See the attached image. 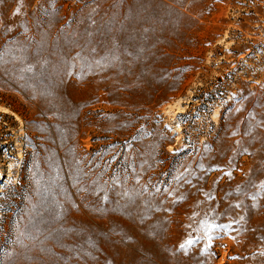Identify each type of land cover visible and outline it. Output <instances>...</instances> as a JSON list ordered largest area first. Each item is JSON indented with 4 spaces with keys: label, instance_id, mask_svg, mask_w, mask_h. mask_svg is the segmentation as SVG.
<instances>
[{
    "label": "rangeland",
    "instance_id": "rangeland-1",
    "mask_svg": "<svg viewBox=\"0 0 264 264\" xmlns=\"http://www.w3.org/2000/svg\"><path fill=\"white\" fill-rule=\"evenodd\" d=\"M50 4L59 20L92 30L90 56L108 71L105 87L57 98L49 92L66 91L64 80L50 88L29 65V14ZM80 172L103 187L140 183L139 201L115 203L138 207L128 211L154 239H139L134 223L108 211L87 222L66 211L69 232L61 217L53 222L51 199L64 213L87 201ZM174 222L184 231L177 258L162 242ZM172 257L264 264V0H0V264Z\"/></svg>",
    "mask_w": 264,
    "mask_h": 264
},
{
    "label": "bare ground",
    "instance_id": "bare-ground-1",
    "mask_svg": "<svg viewBox=\"0 0 264 264\" xmlns=\"http://www.w3.org/2000/svg\"><path fill=\"white\" fill-rule=\"evenodd\" d=\"M58 13L59 11H57V8H56V5H53L51 6V4L48 6V7H40L38 8L37 10H35L33 13L29 14V18H28V22H29V30L31 29L30 31V36H32V43L29 44L30 45V50H27V51H31V56H30V62H29V65L33 68V69H36V70H39L40 72L43 73L44 77L43 79L47 80V83H48V86H50V88H52L51 86H53L52 84H54V82H57V80H64V83L66 85V88L67 90L64 91V88L62 89H57L55 90L56 88L53 89H49L50 90V95H54L56 96L57 98H60L64 95H66V93H71V94H75V98H80L82 97L83 95H85L88 91L90 90H93V89H96V88H103L105 87L108 83L106 80H108V71L107 70H98L97 69V64L96 63H93L92 62V59H91V56H90V53L91 51L94 49V42H93V38L90 36V32H92L91 29L87 28L86 26H81V25H78L79 22H73V21H61L58 19ZM47 17V21L44 20L43 18ZM25 30V29H23ZM29 47V46H28ZM27 48V47H26ZM30 53V52H29ZM61 80V81H62ZM45 82V81H44ZM56 85V84H55ZM54 85V87H55ZM53 90V91H52ZM48 91V90H47ZM77 115V113H76ZM77 175V173H76ZM80 177V181H81V184H80V189H81V197H86L87 198V201H83V202H80V204L78 205L77 208H75L73 205H70L68 206L65 210V213L63 211H59L60 210V207L58 206V200L59 198L56 197L54 198L53 200L51 199L50 201L51 202H48L47 203V206H52V213L54 215V218L53 219V222L56 223L57 221V218L61 217L63 221L64 218H68V217H62L61 215L63 214H67L66 211H68L72 216H82L84 217L85 219L86 218H89V217H93V216H96L97 215V218L99 216H104V214H107V211L108 212H113L115 214H117V217L120 218V216L123 218V220L121 221H124V224L125 222L127 224H130L131 222L134 223L132 224V227H133V231L131 229V231L133 232L132 234L137 236L138 238L140 237L139 235L142 236H145L147 238L148 234H149V237L152 236V238L156 235H153L152 232H147L143 227L140 226V221L138 220L139 218H137V216L135 217H132L131 213L128 211V210H132V211H136L138 209V207H134L133 205H131V207H128V206H125L123 207L122 203L117 205L115 202L117 201H122L123 203L128 201L129 198L131 199H139V196H142L143 194V189L144 187L142 185H139L140 183H136L135 181L131 180V179H128V180H131L129 182L125 181V180H121V182L117 183V182H114L115 180H113V185H111V183H109L110 185L109 186H106V187H103L102 183L103 181L102 180H97V177H95L93 180L89 181V180H86L83 173L80 172V174L78 175ZM135 177V176H134ZM133 177V178H134ZM143 177V176H142ZM78 178V177H77ZM101 179V178H100ZM143 179V178H142ZM135 180V179H134ZM144 180V179H143ZM141 180L140 178V181H143ZM120 181V180H119ZM146 181V180H145ZM104 184V183H103ZM147 184V183H146ZM145 184V185H146ZM115 185H118V187H115ZM144 185V184H143ZM150 185V184H149ZM105 186V185H104ZM151 187V186H150ZM149 188V187H148ZM153 189V188H152ZM151 189V190H152ZM106 194L105 196L109 195V202L108 203H105V199L106 197L102 198V195L99 196L101 193ZM147 192V191H146ZM152 192V191H151ZM154 192V191H153ZM145 193V192H144ZM149 193V192H148ZM147 193V194H148ZM146 194V193H145ZM146 194V196H148ZM152 194V193H151ZM155 196V194H153ZM51 196V195H50ZM58 196V195H57ZM53 197V196H52ZM60 197V196H59ZM144 197V196H143ZM146 198V197H145ZM148 199V198H147ZM151 199H152V196H151ZM108 200V199H106ZM138 200V201H139ZM145 200V199H144ZM143 200L142 203H144L145 201ZM136 201V200H134ZM134 201H131L132 203ZM150 201V200H149ZM159 201V200H158ZM131 202L129 203V206L131 204ZM157 202V201H156ZM185 202V201H184ZM184 202L182 204H184ZM41 203V202H40ZM135 203V202H134ZM152 203V202H151ZM153 204V203H152ZM165 204V203H164ZM125 205V204H124ZM134 205H137V204H134ZM141 205V204H140ZM160 205H162L160 203ZM167 205V204H166ZM165 205V206H166ZM170 205V204H169ZM167 205V206H169ZM172 205V204H171ZM185 205V204H184ZM145 206V205H144ZM149 206V203L148 205ZM153 205H151L152 207ZM159 206V205H158ZM157 206V207H158ZM166 206V208H167ZM183 206V205H182ZM155 208L156 210L159 208ZM160 207V206H159ZM180 207V206H179ZM154 208V207H153ZM173 208V207H172ZM175 208V207H174ZM178 208V207H177ZM182 208V207H181ZM146 209V208H145ZM149 209V212H150V209L153 210L152 208L148 207ZM168 211H169V208H167ZM176 209V208H175ZM141 210V209H140ZM157 210V212H158ZM164 210V208H163ZM179 210V209H177ZM131 211V212H132ZM143 211V210H141ZM148 211V210H147ZM167 211V210H166ZM166 211H162V213L166 212ZM171 211V210H170ZM183 211V210H181ZM145 212V211H143ZM156 212V213H157ZM138 213H140V211H138ZM154 213V211H153ZM155 213V214H156ZM167 213V212H166ZM133 214V213H132ZM135 214V213H134ZM144 214V213H143ZM151 214V213H150ZM155 214H153L155 216ZM70 215V216H71ZM109 215V214H108ZM131 215V216H129ZM136 215L137 212H136ZM146 215V214H145ZM144 215V216H145ZM149 215V214H147ZM144 216L142 218H144ZM104 217H107L106 215ZM140 217V215H139ZM146 217V216H145ZM150 217L147 216V218ZM81 218V217H80ZM79 218V219H80ZM96 218V219H97ZM109 218V216L107 217ZM115 218V217H114ZM146 218V219H147ZM153 218V216H152ZM51 219V218H50ZM83 219V218H82ZM81 219V220H82ZM93 220H96L95 218H92ZM103 219V218H102ZM106 219V218H105ZM99 220V218H98ZM109 220V219H108ZM119 220V219H118ZM117 220V221H118ZM150 220L151 217H150ZM177 219H175L176 221ZM179 220V219H178ZM177 220V221H178ZM59 220V222H61ZM71 221V219H70ZM88 220L86 219L85 222H87ZM111 221V220H109ZM149 221V218L148 220ZM146 221V222H147ZM172 221V220H171ZM170 221V222H171ZM46 222V221H45ZM48 222V221H47ZM65 222V220H64ZM91 222V221H89ZM106 222L107 219H106ZM120 222V220H119ZM145 222V220H144ZM62 223V222H61ZM60 223V224H61ZM67 224L64 225V227H67L68 229V232H69V229L71 228L72 224L66 220ZM73 223H74V220H73ZM83 223V222H82ZM109 223V222H108ZM175 223V222H174ZM179 223H180V220H179ZM43 224V223H42ZM80 224V223H79ZM90 224V223H89ZM88 224V226H90ZM92 224V222H91ZM102 224V223H101ZM105 224V221L104 223ZM102 224V225H103ZM107 224V223H106ZM126 224V225H127ZM145 225L148 226V224L144 223ZM143 224V225H144ZM171 224V223H170ZM169 222L167 225H170ZM44 225V224H43ZM63 225V223H62ZM108 225V224H107ZM106 225V226H107ZM142 225V224H141ZM41 226V225H40ZM77 226V225H76ZM105 226V225H104ZM125 226V225H124ZM172 226V236L169 235V237H167V235L163 234V239H162V242L164 240V238L166 237L168 240H170V243L171 244L170 248H169V252L173 255V257H176V253L179 252V249H178V241H179V237L183 236L184 235V231L183 233L181 231L178 230L179 227V224L177 225L176 223L171 225ZM177 226V228H176ZM127 227V226H126ZM131 227V228H132ZM145 227V226H144ZM155 227V226H154ZM42 228V227H41ZM80 228V227H79ZM108 228V226L106 227ZM171 227H168V230L170 229ZM82 229V228H81ZM96 229V228H94ZM123 229V228H122ZM149 229V228H147ZM90 230V229H89ZM99 230V229H98ZM124 230V229H123ZM130 230V229H129ZM142 230V231H141ZM150 230V229H149ZM148 230V231H149ZM86 231V230H85ZM83 231V232H85ZM95 231V230H94ZM109 231V228L108 230ZM114 231V230H113ZM152 231V230H151ZM154 231V230H153ZM162 230L160 229V232ZM171 231V230H170ZM78 232V231H77ZM111 232V231H110ZM80 233V232H79ZM100 233V232H99ZM114 233V232H113ZM131 233V232H130ZM154 233V232H153ZM158 233V232H157ZM163 233V232H162ZM170 233V234H171ZM103 234V232H102ZM112 234V233H111ZM114 234H117V233H114ZM113 234V235H114ZM121 234V233H120ZM118 234V235H120ZM155 234V233H154ZM167 234V233H166ZM169 234V233H168ZM90 235V234H89ZM129 235V234H128ZM131 235V234H130ZM158 235L160 236L161 234L158 233ZM78 236V235H77ZM100 236V235H98ZM126 236V234H125ZM158 236V237H159ZM161 236V237H162ZM62 237V236H61ZM71 239H73L74 235L71 233ZM90 237V236H89ZM133 237V236H132ZM136 237V238H137ZM140 237V238H141ZM156 237V238H158ZM65 239V237H63ZM88 238V237H87ZM100 238V237H99ZM121 238V237H120ZM139 238V239H140ZM151 238V240H152ZM160 238V237H159ZM66 239H68V236L66 237ZM75 239V238H74ZM133 239V238H132ZM132 239H128L133 241L134 243L131 244L133 247H136L138 249L141 250V244L140 247L137 246L138 244L135 243V239L132 240ZM138 239V240H139ZM142 239V238H141ZM149 239V238H148ZM154 239V238H153ZM167 239L164 240V243H168L167 242ZM69 240V239H68ZM79 240V239H78ZM82 240V236H81V239ZM95 240H97L95 238ZM99 240V239H98ZM157 240V239H156ZM63 241V240H62ZM67 241V240H66ZM71 241V240H69ZM76 241V240H74ZM129 241V242H131ZM153 241V240H152ZM161 242V239L159 240ZM68 242V241H67ZM73 242V241H72ZM84 242V241H82ZM81 242V243H82ZM93 242V241H92ZM106 242V241H104ZM113 242V241H112ZM143 242V241H141ZM155 242V241H154ZM60 243V242H59ZM66 243V242H65ZM76 243V242H75ZM79 243V241H78ZM102 243V241H101ZM107 243V242H106ZM109 243V242H108ZM151 243V242H150ZM68 244V243H67ZM71 244V243H70ZM69 244V245H70ZM103 244V243H102ZM149 243H147V246H148ZM153 244V242L151 243ZM155 244V243H154ZM99 246V244H97ZM101 245V244H100ZM108 245V244H107ZM110 245V244H109ZM108 245V246H109ZM165 245V244H163ZM73 246V245H71ZM81 246H83L85 249L89 247V249L91 247H93L94 245L90 244L89 242H84V244H82ZM102 246V245H101ZM99 246V247H101ZM106 246V247H108ZM114 246V245H113ZM130 246V245H129ZM158 246V245H157ZM66 247V246H65ZM75 247L77 246H73L74 249H76ZM96 247V246H95ZM98 247V248H99ZM104 247V245H103ZM102 247V248H103ZM111 247V246H110ZM118 247V245H117ZM146 246H144L143 248H145ZM150 247V246H148ZM154 247V245L152 246ZM151 247V248H152ZM160 247V244L159 246ZM165 247H169V246H165ZM69 248V247H68ZM67 248V249H68ZM97 248V249H98ZM105 248V247H104ZM101 249V250H104ZM116 248V246H115ZM66 249V250H67ZM81 249V248H80ZM88 249V252H90ZM108 249H110L108 247ZM117 249V248H116ZM120 249V248H119ZM118 249V250H119ZM127 248H125L122 253L126 250ZM147 250V247L145 248ZM158 249V248H157ZM166 249V248H165ZM165 249H162L161 251H163L165 253V251H168V250H165ZM184 249V248H183ZM182 249V250H183ZM71 250V249H69ZM68 250V251H69ZM78 250V249H77ZM129 250V249H128ZM126 253H129L131 251H128ZM153 250V249H152ZM66 251V252H68ZM105 251V250H104ZM112 251L113 250H109ZM151 251V249H150ZM158 251V250H157ZM185 251V250H184ZM63 252V251H62ZM61 252V253H62ZM70 252V251H69ZM81 252V250H80ZM94 252H96L94 250ZM103 252V251H102ZM115 252V251H113ZM149 252V251H148ZM154 252V251H153ZM159 252V251H158ZM183 252V251H182ZM91 253V252H90ZM93 253V252H92ZM100 253V251H99ZM133 253V252H132ZM157 253V252H155ZM154 253V254H155ZM186 253V252H184ZM71 254V253H70ZM97 254V253H96ZM115 254V253H114ZM113 254V256H115ZM135 254V253H134ZM149 254V253H148ZM159 254V253H158ZM181 255V253H179ZM188 254V253H187ZM73 255V254H72ZM79 255V254H78ZM82 255V253H81ZM112 255V254H111ZM121 255V254H120ZM162 255V254H161ZM168 253H167V257L165 258H168ZM170 255V257L172 256ZM176 255V256H175ZM186 255V254H184ZM190 255V253H189ZM84 256V255H83ZM94 256V255H93ZM97 256V255H96ZM101 256V255H100ZM108 256V255H107ZM133 256V255H131ZM130 256V258L132 259V257ZM134 256H137V255H134ZM133 256V257H134ZM139 256V255H138ZM160 256V255H159ZM183 256V254H182ZM67 257V256H66ZM72 257V256H71ZM79 257V256H78ZM76 257V258H78ZM99 257V256H97ZM95 257V258H97ZM104 257H106V255H104ZM103 257V258H104ZM110 257V256H109ZM116 257V256H115ZM157 257V256H155ZM173 257L171 258V260L173 259ZM178 257V256H177ZM176 257V258H177ZM180 257V256H179ZM186 257V256H185ZM73 258H75L73 256ZM84 258V257H83ZM86 260L88 259L87 257H85ZM91 258V257H90ZM107 258V257H106ZM117 258V257H116ZM130 258L127 257V259L130 260ZM136 258V257H135ZM133 258V261H135ZM160 258V257H159ZM158 258V259H159ZM108 259V258H107ZM113 259V258H112ZM137 259V258H136ZM162 259L163 256H162ZM179 259V258H178ZM72 260V259H71ZM93 260V259H92ZM103 260V259H102ZM106 260V259H105ZM111 260V259H110ZM166 260V259H165ZM176 260V259H175ZM175 260H172L171 262H169L170 264H175L174 261ZM182 260V259H181ZM181 260H178V261H181ZM96 261V259H95ZM99 261V259L97 260ZM114 261L116 262V260L114 259ZM120 260H118L119 262ZM125 261V260H124ZM132 261V260H131ZM132 261V262H133ZM162 261L163 264H165V262H163V260H160ZM177 261V262H178ZM185 261V260H184ZM92 262V261H91ZM94 262V261H93ZM103 262V261H102ZM101 262V263H102ZM106 262V261H105ZM117 262V263H118ZM131 262V263H132ZM167 262V260H166ZM183 262V261H182ZM90 263V261L88 262ZM100 263V262H99ZM121 263V262H119ZM168 263V264H169ZM200 263V262H199ZM91 264V263H90ZM116 264V263H115ZM128 264V263H126ZM186 264V263H184Z\"/></svg>",
    "mask_w": 264,
    "mask_h": 264
},
{
    "label": "snow or ice",
    "instance_id": "snow-or-ice-1",
    "mask_svg": "<svg viewBox=\"0 0 264 264\" xmlns=\"http://www.w3.org/2000/svg\"><path fill=\"white\" fill-rule=\"evenodd\" d=\"M17 11H19V9H17Z\"/></svg>",
    "mask_w": 264,
    "mask_h": 264
}]
</instances>
